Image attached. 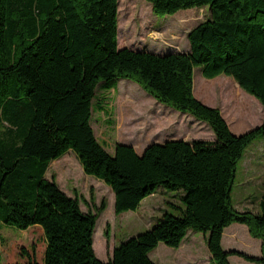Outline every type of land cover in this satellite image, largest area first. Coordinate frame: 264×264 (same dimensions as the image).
<instances>
[{"label":"trees","instance_id":"trees-1","mask_svg":"<svg viewBox=\"0 0 264 264\" xmlns=\"http://www.w3.org/2000/svg\"><path fill=\"white\" fill-rule=\"evenodd\" d=\"M155 15L206 7L208 16L186 33L185 52L162 54L117 47V0H0V223L38 225L40 264H154L162 242L176 248L188 229L207 233L210 261L236 255L264 264V183L257 212L238 211L230 191L244 149L264 136V0H145ZM210 79L230 76L262 107L259 125L232 134L220 112L192 94L193 68ZM127 79L157 102L205 122L212 140L169 139L136 154L115 143L112 153L91 128V99L101 80ZM101 84V85H100ZM110 89V87H107ZM73 152L83 174L112 193L114 214L134 210L158 187L180 190L178 214L164 212L149 228L112 247L106 262L92 248L94 211L83 196L65 194L51 160ZM245 225L259 240L258 257L222 250L223 228ZM108 238V228L103 231ZM26 264H39L31 255Z\"/></svg>","mask_w":264,"mask_h":264},{"label":"rangeland","instance_id":"rangeland-1","mask_svg":"<svg viewBox=\"0 0 264 264\" xmlns=\"http://www.w3.org/2000/svg\"><path fill=\"white\" fill-rule=\"evenodd\" d=\"M207 16L206 7H192L173 14L155 15L145 0H117V47L124 46L159 54L182 51L187 46V31ZM192 77L193 96L203 104L217 108L231 129L243 133L260 124V102L240 89L230 76L219 74L206 79L201 76L200 67L197 66L193 68ZM100 83H104L105 89L98 85L94 90L90 121L96 141L108 153H112L115 143L125 144L132 141L136 144L135 147L139 148L152 141L162 142L165 138L186 136L208 140L210 134L212 135L204 125L205 122L199 123L200 120L190 114L157 102L130 80L112 78L101 80ZM247 154L253 157L252 161L247 166L244 159L237 162L230 198L234 208L241 209L246 206L245 210L252 212L257 208L259 190L264 180V136L255 138L246 146L243 157ZM57 159L49 164L44 175L46 179L53 175L57 186L65 194L73 196L75 193L79 197L83 196V200H79L82 211L93 212L100 201H104V208L96 218L92 237L94 254L102 262H106L110 257L112 247L129 236L149 229L162 213L178 214L175 206H182L180 190L158 187L151 195L141 199L134 210L114 214L111 191L100 180L82 173L73 152L67 150ZM105 226L108 228L107 240L103 235ZM244 228L247 237L253 239L248 235L245 226ZM223 231L224 242L229 243L232 249L252 256L249 252L253 253V248L245 240L242 231L237 230L234 235L226 234L227 227ZM206 234L188 229L185 236L186 245L180 251L159 242L150 259L157 264H192L186 254L189 245L195 244L196 264L205 260V253L208 264L209 253L203 240ZM254 240L258 241L256 238ZM224 247L221 246L223 249ZM42 250L43 237L38 225L19 230L0 223V264H26L31 255L40 264ZM227 259L229 264H252L236 255H228Z\"/></svg>","mask_w":264,"mask_h":264},{"label":"crops","instance_id":"crops-1","mask_svg":"<svg viewBox=\"0 0 264 264\" xmlns=\"http://www.w3.org/2000/svg\"><path fill=\"white\" fill-rule=\"evenodd\" d=\"M187 49H188V45L186 46V48L184 49V50H182V51H180V52H185V51H187ZM203 80V79H202ZM193 81H194V77H192V93H194L193 92ZM197 98V97H196ZM197 100H199L198 98H197ZM200 101V100H199ZM200 102H202V101H200ZM199 123H201V121L199 122ZM203 124V123H202ZM204 125H206V124H204ZM207 126V125H206ZM227 126H228V129H229V131L232 133V134H235V135H237V134H240L241 132L240 131H234L233 129H231L230 128V126L227 124ZM210 139H208V140H212V135L210 134ZM173 137V136H172ZM175 137V136H174ZM169 139H182V140H184V141H190V140H192V139H196V138H193V137H184V136H177V138H165V139H163L162 140V142L163 141H165V140H169ZM204 140V139H203ZM153 142H156V143H161V142H158V141H152V142H150V143H153ZM149 143V144H150ZM125 144H127V145H130V146H132L133 148H134V151H135V153L136 154H141V152L143 151V149L145 148V146H147L148 144H145V145H141L139 148L138 147H135L136 146V144H134L132 141H129V142H125ZM252 156L251 155H249V154H247L245 157H243V154H242V156H241V160H243L244 159V163H245V165L247 166V164L249 163V162H251L252 161ZM58 159H54V160H51L49 163H48V165H47V168H46V170H45V173H44V175L46 174V172H47V169H48V166H49V164H51V162H54V161H57ZM263 183H264V180H263V182H262V185H263ZM262 189H263V186H261V188H260V193H261V191H262ZM182 193H180V195H181ZM149 195H151V194H149ZM258 199H259V197H258ZM258 199H257V203H258ZM243 208H235V209H237V210H241V211H243V210H245V209H247V208H245L246 206H242ZM257 210H258V208H256V210H253L252 212H257ZM244 226L245 225H243V224H239V223H231L230 225H229V227L228 226H226L227 227V233L226 234H229V235H234V233L237 231V230H240V231H242L243 233H244V236H245V240L246 241H248L249 243H250V245H251V247L253 248V253H251V252H249V251H245L246 253H248L249 252V254H252V256H255V257H258L259 255H260V252H259V240L257 241V240H254V238L253 239H251V238H249V237H247V235H246V231H245V228H244ZM225 227V228H226ZM223 230H224V228H223ZM223 232L224 231H222V234H221V239H220V246H222V245H224L225 247H224V249L222 248V250H225V251H228V250H236V249H232L231 248V245L229 244V243H226V242H224V234H223ZM185 236H186V234L184 235V237L182 238V240L180 241V243H179V245L176 247V248H173L175 251H180L181 249H182V247H184L185 245H186V242H185ZM205 235L203 236V240H204V244H205ZM188 243V242H187ZM190 243V242H189ZM159 244V243H158ZM158 244L155 246V248L158 246ZM155 248H153L149 253H148V258L150 259V255H152V254H154V249ZM164 248H162V250H163ZM111 250H112V248H111ZM161 250V251H162ZM207 250V249H206ZM164 251H166V250H164ZM195 252H197V246L195 245V244H192V245H189V248H188V250H187V254H186V256H187V258H188V260L189 261H191L192 262V264H196L197 263V260H196V258L197 257H195L196 256V254H195ZM228 257V256H227ZM205 260H203L202 262H201V264L202 263H204V264H207V253H205ZM151 260V259H150ZM208 260H210V258H209V255H208ZM228 260V259H227ZM154 264H157L156 262H154L153 260H151ZM211 261H209V263H210ZM208 263V264H209ZM229 264V263H228ZM243 264V263H242ZM244 264H247V263H244ZM252 264H258V263H254V262H252Z\"/></svg>","mask_w":264,"mask_h":264},{"label":"water","instance_id":"water-1","mask_svg":"<svg viewBox=\"0 0 264 264\" xmlns=\"http://www.w3.org/2000/svg\"><path fill=\"white\" fill-rule=\"evenodd\" d=\"M154 143V142H153Z\"/></svg>","mask_w":264,"mask_h":264}]
</instances>
